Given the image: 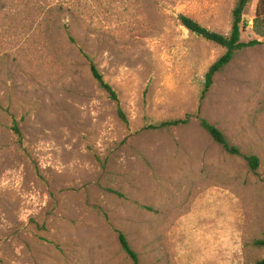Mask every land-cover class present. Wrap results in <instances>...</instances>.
<instances>
[{
	"label": "rangeland",
	"instance_id": "1",
	"mask_svg": "<svg viewBox=\"0 0 264 264\" xmlns=\"http://www.w3.org/2000/svg\"><path fill=\"white\" fill-rule=\"evenodd\" d=\"M258 2L241 40L262 43L238 52L202 100L226 50L180 16L228 36L238 0H0V264H133L121 233L140 264L264 260ZM201 119L259 169L225 152Z\"/></svg>",
	"mask_w": 264,
	"mask_h": 264
},
{
	"label": "trees",
	"instance_id": "2",
	"mask_svg": "<svg viewBox=\"0 0 264 264\" xmlns=\"http://www.w3.org/2000/svg\"><path fill=\"white\" fill-rule=\"evenodd\" d=\"M251 0H238L237 5L233 11V24L230 35H222L213 31L208 30L204 26H202L199 22L194 20L193 18L181 15L180 21L182 25L189 30L191 33L212 42L226 50L225 54L220 57L214 64L211 65L209 70L205 75V83L204 89L202 91L201 99L204 100L210 89L214 84V79L216 75L228 67L231 62L234 60L235 56L238 52L246 49L257 46L262 42L258 39L249 41L247 43L241 40L243 28H246L247 23L244 21V13L249 5ZM256 33L262 37H264V31L259 28V25H264V0H259L258 6L256 9V18L254 20ZM71 41L75 43V39L71 38ZM91 72L94 80L99 83L100 87L108 94L109 98L116 103L119 117L127 123V118L122 110L120 105L119 96L114 88L108 84L103 75L99 72L97 67L92 64ZM191 122V117L187 116L183 119L171 120L164 123H161L158 126L153 127L154 129H167V128H177L181 126H186ZM202 128L211 136V138L219 144L225 152L233 156H243L248 162L251 170L256 172L260 167V160L257 156L251 155H243L241 150L232 145L226 135L214 124H211L206 119H201L200 121ZM119 242L122 250L126 253V255L133 261V264H140V259L138 254L131 247L127 237L121 233L119 235ZM259 246L264 247V239L257 241L256 243ZM257 264H264V260L257 262Z\"/></svg>",
	"mask_w": 264,
	"mask_h": 264
},
{
	"label": "bare ground",
	"instance_id": "3",
	"mask_svg": "<svg viewBox=\"0 0 264 264\" xmlns=\"http://www.w3.org/2000/svg\"><path fill=\"white\" fill-rule=\"evenodd\" d=\"M1 174V173H0Z\"/></svg>",
	"mask_w": 264,
	"mask_h": 264
}]
</instances>
